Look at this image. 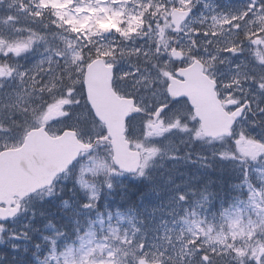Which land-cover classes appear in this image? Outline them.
<instances>
[{
	"label": "rangeland",
	"instance_id": "1",
	"mask_svg": "<svg viewBox=\"0 0 264 264\" xmlns=\"http://www.w3.org/2000/svg\"><path fill=\"white\" fill-rule=\"evenodd\" d=\"M174 7L198 9L176 37ZM0 10V151L14 148L29 130L43 125L51 134L71 124L85 126L88 141L101 135L102 126L85 125L84 93L75 79L94 58L116 65L119 91L143 109L169 102L166 71L174 68L175 47L185 53V63L197 57L206 65L224 101L240 97L252 103L231 139L205 149L217 152L220 163L232 164L243 177L232 198L227 188L220 198L210 188L196 195L170 179L151 183L155 173L166 178L189 164L211 169L202 155L179 156L203 136L188 103L178 102L157 121L144 117L130 124L131 138L144 154L138 175L118 172L110 143H103L40 193V202L52 200L72 181L86 210L95 212L107 189L123 197L131 182L152 186L133 216L102 220L99 213L97 230L81 232L77 243L41 264H264V255L259 260L264 248V81L255 83L264 68V0H0ZM15 60L20 65L13 67L9 62ZM165 65L163 74L157 73ZM63 76L69 83L62 91L68 93L50 102ZM36 203V197L26 200L21 217L0 225V247L27 239L24 215L44 218L53 233L49 240L62 236L47 213L38 214Z\"/></svg>",
	"mask_w": 264,
	"mask_h": 264
},
{
	"label": "water",
	"instance_id": "2",
	"mask_svg": "<svg viewBox=\"0 0 264 264\" xmlns=\"http://www.w3.org/2000/svg\"><path fill=\"white\" fill-rule=\"evenodd\" d=\"M192 10L175 9L172 23L179 32ZM175 61L182 62L184 54L178 49L172 51ZM113 67L106 66L102 59L92 62L85 74L87 101L97 118L105 125L107 138L86 144L79 140L75 131H65L59 137H53L46 127L32 130L25 139L22 148L8 150L0 154V223L14 219L21 211V205L13 207L16 199L23 201L35 193L50 188L56 179L66 173L85 152L92 151L96 144L111 139L115 165L128 174H136L141 166V153L131 150L126 131L128 120L142 110L136 106L133 98H121L113 89ZM168 94L172 102L187 99L201 123L206 138L218 139L230 137L232 129L242 118L250 104L228 113L220 100L217 83L206 73L204 65L195 61L187 68L170 77ZM165 108L155 115L158 119ZM5 205L6 208L1 207ZM264 249L259 254V260ZM260 263V261H257Z\"/></svg>",
	"mask_w": 264,
	"mask_h": 264
},
{
	"label": "trees",
	"instance_id": "3",
	"mask_svg": "<svg viewBox=\"0 0 264 264\" xmlns=\"http://www.w3.org/2000/svg\"><path fill=\"white\" fill-rule=\"evenodd\" d=\"M0 13L3 14V11L0 10ZM42 29H46L45 24L40 25V27L38 26V32L40 34L44 33ZM173 34L175 37L178 36L175 33ZM90 58L93 59V57ZM9 63H11L13 67L20 65L16 60L14 62L10 61ZM154 64L155 62H152L151 66H148V68L153 69ZM176 65L177 64H175V66ZM165 67L166 65L159 67L157 69V73L163 74L162 68ZM262 69L261 76L255 80V83L264 81V68ZM84 72L85 71L83 70L79 76L74 75L76 81L79 82L78 89L81 93H84ZM72 79L73 77L70 79V81H72ZM68 83L69 80L67 81L65 76H63L60 82L61 88L60 90L52 93V96H55L50 99V102L57 98L60 99V97L62 98L68 93V91H62L63 87L64 89H67ZM82 100L86 106V111L88 112L86 118L87 122L85 125H88L86 127L91 129L93 127L91 126L90 122L94 121V124L97 123L98 125L99 122L95 119L91 108L88 105L85 94H83ZM140 118L141 117L139 116L132 118L131 124ZM80 127L81 126L76 124H71L65 126L64 128L77 130L82 139L88 140L89 134L87 131H85V126L83 130ZM51 131L53 134H57L54 129H51ZM101 136H105V133L103 132L97 137ZM95 138L96 137H94L92 141ZM189 152H191L192 155H205L202 145L198 144L197 141L195 143L189 144V148L185 149L179 154L185 155ZM216 153L217 152H214L209 156H215ZM217 162L218 159H214L213 162H210L209 165L211 169L206 168L205 166L194 167L189 165L183 170L181 174H177V172H174L173 170L172 172L165 174L166 178H164V176L159 173H155L152 176L151 183L153 185H160L162 184L163 179H167V181L170 179V183L187 187L190 191H195L196 193L194 194L196 195H199L205 188H210L212 195H219L218 197L220 198L221 194L225 196V190L227 188L231 190L227 196L232 198L235 193V189L233 187L235 184H240L243 181V177H241V174L237 173L232 164H221L220 162ZM248 163L250 164L251 162L249 161ZM179 179L182 180L178 181ZM71 182L65 184V186L61 188L57 198L40 202V200H38L39 196L36 197L37 203L36 207H34L38 211V214L41 212L47 213V215L52 219L51 226L57 227L61 231L62 236H57V238L49 240V237L52 236L53 233L47 229L44 218L42 219L41 217H38L37 220L36 218L33 220L30 218V215H24L23 224L28 232L27 239L24 242H20L16 245L9 243L6 246L0 247V258L2 259L0 264H41L42 261H45L51 255H53L55 251L59 250L60 248H62V251L66 249L65 245L68 246L77 243V235L81 232H90L92 228V231L97 230L99 227V213L102 216V220H107V216H116L120 214L133 216L136 211H139L138 208L141 207V199L143 198L144 193L146 190L152 187L145 180L131 182L127 185L123 197L121 195H117L115 190L110 192V190L107 189L105 193H103V196L97 205L98 210L95 212H88L84 206L85 200L83 199L81 193H79V191L73 187ZM87 220L91 221L92 223L88 225ZM42 234L44 235L43 238L41 236ZM52 240H54V242H52ZM14 248H17V250L14 251Z\"/></svg>",
	"mask_w": 264,
	"mask_h": 264
},
{
	"label": "flooded vegetation",
	"instance_id": "4",
	"mask_svg": "<svg viewBox=\"0 0 264 264\" xmlns=\"http://www.w3.org/2000/svg\"><path fill=\"white\" fill-rule=\"evenodd\" d=\"M224 98V97H223ZM241 103L240 101H236V104L232 107V108H230V109H232V110H234L235 108H237L238 106H239V104Z\"/></svg>",
	"mask_w": 264,
	"mask_h": 264
}]
</instances>
